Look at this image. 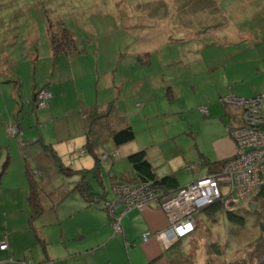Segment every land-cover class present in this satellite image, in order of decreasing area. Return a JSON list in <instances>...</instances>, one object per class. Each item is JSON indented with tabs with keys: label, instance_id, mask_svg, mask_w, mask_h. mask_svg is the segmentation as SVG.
<instances>
[{
	"label": "rangeland",
	"instance_id": "obj_1",
	"mask_svg": "<svg viewBox=\"0 0 264 264\" xmlns=\"http://www.w3.org/2000/svg\"><path fill=\"white\" fill-rule=\"evenodd\" d=\"M116 1L0 0V235H12L0 264H61L62 247L93 237L71 239V225L84 219L65 217L82 196L73 186L84 170L74 166L94 164L82 147L83 106L105 104L113 126L129 123L134 131L121 144L104 134L93 148L100 177L90 171L86 178L112 199V185L128 181L111 185L110 175L133 172L127 154L139 148L148 149L158 174L173 171L181 185L203 175L201 154L214 156V141L231 137L235 94L264 90V0ZM56 13L77 37L81 51L72 57L50 52L46 18ZM41 89L50 92L44 106ZM43 142H52L62 170ZM28 169L44 208L32 221ZM231 198L226 207L241 219L201 210L186 235H155L173 264H264V200ZM53 206L62 223L53 221ZM96 208L105 217L101 232H113L109 207ZM60 224L69 225L63 234Z\"/></svg>",
	"mask_w": 264,
	"mask_h": 264
},
{
	"label": "built area",
	"instance_id": "obj_2",
	"mask_svg": "<svg viewBox=\"0 0 264 264\" xmlns=\"http://www.w3.org/2000/svg\"><path fill=\"white\" fill-rule=\"evenodd\" d=\"M49 94L44 89L38 91L39 105L46 104ZM235 95L240 111L238 119L228 126L234 143L233 153L223 159L217 168L172 191L145 182L112 185L114 197L105 200V207H109L107 210L114 232H122L121 219L125 211L156 201L167 212V225L156 235L167 241L170 237L191 232L195 226L194 211L203 205L217 198L232 200V195L244 200L264 186V90L250 96ZM227 196L230 198L226 199ZM119 206L122 208L117 210ZM142 238H147L146 233ZM7 246L6 237L1 238L0 248Z\"/></svg>",
	"mask_w": 264,
	"mask_h": 264
},
{
	"label": "trees",
	"instance_id": "obj_3",
	"mask_svg": "<svg viewBox=\"0 0 264 264\" xmlns=\"http://www.w3.org/2000/svg\"><path fill=\"white\" fill-rule=\"evenodd\" d=\"M111 1H114L115 4L117 3L116 0ZM156 10V7H153V12H156ZM46 33L49 49L52 55L64 53L68 55H73L81 51V48H79L76 42L77 37L74 34V31L67 26L65 20H63L60 13H56L55 15H52L51 17L48 16L46 18ZM35 94L36 91L33 92L32 96L36 97ZM107 111L108 109L107 106L105 107V104H103L102 106H99L98 104H92L85 106L81 109L84 130V140L82 143V147H84L86 151L92 153V157L94 158V164L90 168L81 167L83 168L84 173H82L79 180H77L73 186V189H77L88 203H93L95 205L102 206L103 208H105V200L107 199L106 194L103 191H98L94 189L89 179L86 178V176H89L90 171H92V173L97 176L98 181L100 177L101 165L99 157L93 151L94 145L104 134H109L113 142L116 144H121L134 137V131L132 129L131 124L122 123L120 125L113 126L112 122L115 120L114 115H110V112L108 113ZM43 146L52 156L54 161L57 163L58 169L62 170V166L64 163L61 161V158L57 153L56 149L50 143L43 142ZM127 158L132 166L134 175L130 176L125 172H119L115 173L114 175H110L111 185L116 182L128 181L145 182L150 186L161 187L165 190H169L171 188L170 185L173 184L172 182L175 180L174 174L166 173L158 175L155 170V166L150 162V160L146 156L145 148H139L137 150L129 152L127 154ZM218 161L219 159H206L204 155L201 154V162L202 164L206 165L207 172L209 170L215 169L223 160H221L220 163ZM64 166H66V169L71 168L67 165ZM67 173H70V170L67 171ZM27 178L29 181V191L27 195L29 204V220L32 221L36 216L41 215L43 213L44 208L40 200L41 197L38 193L39 180L35 178L34 173L29 169L27 170ZM172 186V188L175 189L179 185L173 184ZM174 189H171L170 191ZM252 196L256 200H264V186L259 187L251 195V197ZM227 201L229 202V200ZM227 201L225 200V198H217L211 203L198 208L195 215H197V213L201 210L204 211L211 209L214 211L215 215L217 212H224L229 220H236V217H239V219H241V216L237 211H232L231 208L226 207V204L228 203ZM229 205L231 206L230 203ZM129 244H125V246H128ZM132 244H134V242ZM238 262L239 264H241L242 261ZM238 262L236 263L235 261H229L227 262V264H238Z\"/></svg>",
	"mask_w": 264,
	"mask_h": 264
},
{
	"label": "crops",
	"instance_id": "obj_4",
	"mask_svg": "<svg viewBox=\"0 0 264 264\" xmlns=\"http://www.w3.org/2000/svg\"><path fill=\"white\" fill-rule=\"evenodd\" d=\"M70 57H72V55H70ZM82 108H80V112ZM47 143H50L54 147L52 142ZM145 149L147 158L151 163H153L151 154H149L147 148ZM232 151V138L230 136H223L214 141V156L204 155V157L209 160H217L230 155ZM200 164L205 168L204 173L207 172L206 165L202 164V162H200ZM74 167L79 168L84 166ZM125 173L130 176L134 175V171ZM166 173H173L175 180L172 183L180 185L175 172H164L161 174H158L157 172L158 175ZM195 177H198V175L193 178ZM173 184L170 185L171 188L169 190L174 189L172 188ZM79 198L81 199H75L76 203L74 204L70 202L71 209L65 214V217L67 218L71 214V216L75 217L78 215L80 218L84 219L82 221H76L79 220V218H77L74 224L71 225V228L76 233L75 237L74 234L70 235L72 236L71 239L74 238L79 240L81 238H85L88 234L93 235V237L86 240L84 244L78 242L70 248L67 246L62 247L63 250L58 256L61 264H70L67 262L69 258L75 260L76 262H82L78 264H173L170 256V248L155 236L156 231L163 229L167 225L166 215L156 201H150L141 208L133 207L125 211L122 214L121 219L123 232L120 236H118L114 233V231L110 233V230L101 232L105 229L102 224L104 223L103 218L105 219V217L103 212L98 210L96 207L101 208L102 206L88 203L82 196ZM121 208L122 207L119 206L117 210H120ZM52 209L55 214L53 221L56 220L58 223H62L57 215L56 206H53ZM92 215L101 216L100 221H97L96 223L94 218L91 219L89 217ZM60 226L61 234H63V229H65V227H63L62 224H60ZM67 227L65 230H68ZM143 233H146V239L142 238ZM6 234L7 235L3 236L7 238L8 246L6 248L10 247V244L12 247V235L9 236V232ZM3 237L0 235V239ZM124 240L130 242V244L125 246ZM133 242L134 244H132ZM6 248L0 249V251H5Z\"/></svg>",
	"mask_w": 264,
	"mask_h": 264
},
{
	"label": "water",
	"instance_id": "obj_5",
	"mask_svg": "<svg viewBox=\"0 0 264 264\" xmlns=\"http://www.w3.org/2000/svg\"><path fill=\"white\" fill-rule=\"evenodd\" d=\"M249 206H250L252 209L255 208L254 204H252L251 202L249 203ZM260 227H261V229H264V221H262V222L260 223ZM208 264H209V263H208Z\"/></svg>",
	"mask_w": 264,
	"mask_h": 264
}]
</instances>
